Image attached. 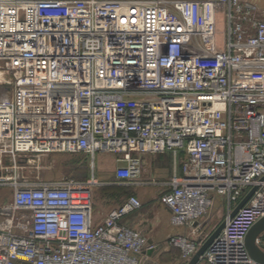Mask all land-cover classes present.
<instances>
[{"label": "built area", "instance_id": "1", "mask_svg": "<svg viewBox=\"0 0 264 264\" xmlns=\"http://www.w3.org/2000/svg\"><path fill=\"white\" fill-rule=\"evenodd\" d=\"M259 10L252 0H0V188L12 190L0 264H142L154 245L123 222L138 198L95 225V180L28 172L40 156L107 153L131 182L143 155L167 152L185 156L160 196L172 226L191 228L169 240L183 262L218 229L193 224L219 198L225 227L197 264H259L245 243L264 217ZM256 243L264 251V233Z\"/></svg>", "mask_w": 264, "mask_h": 264}, {"label": "crops", "instance_id": "2", "mask_svg": "<svg viewBox=\"0 0 264 264\" xmlns=\"http://www.w3.org/2000/svg\"><path fill=\"white\" fill-rule=\"evenodd\" d=\"M259 6L258 18L264 19V0H252ZM223 30V25L221 26ZM91 159L90 166L92 172L89 174V171H86L88 174L84 175V179H79V181H89L95 180L96 184L98 183L96 177L100 179H105L107 182L110 181V174L113 175V179L116 182H128L131 185L137 187L138 192H142L141 197H136L141 202V207L130 214H128L123 222L132 229L141 231L143 235L146 236L147 240H152L155 245L161 246L163 242L167 241L169 246V240L171 237L176 235H189L191 228L188 227H174L170 221V211L168 208L160 202V196L168 191V187L163 183L166 182L175 171H179L182 163L185 160L184 155H180L178 158H175L174 155L170 152L165 154H145L142 156L141 168H144L147 171L146 176H139L133 181H129L126 178H120L117 176L118 171H122L126 167V163L120 159L119 155L108 154V156H99L98 165L95 162L96 159L89 157L85 154H82ZM46 156V155H45ZM40 156L39 161L42 160ZM109 164L110 174L105 173V166ZM76 165V164H75ZM98 166V167H97ZM84 166L81 165V168ZM87 167V166H85ZM84 167V168H85ZM80 168V169H81ZM81 171V170H80ZM37 176L45 182H53L58 180H45L41 178V175L38 173ZM76 180V179H75ZM152 181L157 184H144L145 182ZM92 191V190H91ZM129 198L121 200L119 207L123 206ZM93 201V221L95 225L103 223L108 212L104 209L102 200L100 198L92 197ZM221 202L219 198L215 200L216 202ZM9 202V201H8ZM222 203V202H221ZM6 204V203H5ZM1 207V206H0ZM117 207V208H119ZM223 209V207H221ZM215 210V207L214 209ZM222 214H209L203 220H200L193 224V228L203 229L206 232H212L217 229L222 222ZM6 214H0V226L6 220ZM168 224V225H167ZM171 226V229L169 228ZM173 228V229H172ZM160 249V248H159ZM154 261L162 264L158 261ZM20 264H26L22 262Z\"/></svg>", "mask_w": 264, "mask_h": 264}, {"label": "rangeland", "instance_id": "3", "mask_svg": "<svg viewBox=\"0 0 264 264\" xmlns=\"http://www.w3.org/2000/svg\"><path fill=\"white\" fill-rule=\"evenodd\" d=\"M100 155L108 156L107 153H97L94 157L97 165ZM90 163L91 159L82 154H52L42 157V160L38 161L36 166H33L34 168H31V170L35 169V172L29 170L28 176L34 179L36 172H38L41 175V178H44L45 180L84 179V175L88 174L86 171H89V174L92 172ZM81 165L87 167L81 168ZM36 169L38 171H36ZM109 169L110 165L107 164L104 170L106 174H110V171H108ZM146 174L147 171H145L144 168H141L140 176L144 177ZM108 178H110L109 182H107L104 178L100 179L96 177L98 183L92 186L93 199L100 198L104 209L107 212L119 207L121 200L126 201L132 196L141 197L142 192H138L137 187L125 181L116 182L115 179H113L112 174H110ZM11 199L12 190L9 188H0V206L4 205ZM221 207L222 203L217 201L215 210L209 214H221L223 210ZM169 228L171 229V226ZM138 232L142 234L141 231ZM143 236L146 237L145 235ZM154 258L162 264H185V262L181 259V251L177 248L169 246L167 241L162 243L157 255Z\"/></svg>", "mask_w": 264, "mask_h": 264}, {"label": "water", "instance_id": "4", "mask_svg": "<svg viewBox=\"0 0 264 264\" xmlns=\"http://www.w3.org/2000/svg\"><path fill=\"white\" fill-rule=\"evenodd\" d=\"M252 193L253 191L250 192L243 199V201L237 206V208L233 212L232 216H234L238 212V210L247 203ZM224 227H225V223H222L187 264H197L199 262L201 255L205 252V250L208 248L210 243L220 234V232L223 230ZM263 233H264V217H262L257 223L254 224V226L248 232L245 240L246 247L249 251L250 256L259 264H264V251L257 245L256 240ZM148 244L154 245V247L144 252L142 264H159L154 261V257L157 255L159 248L161 246L155 245L152 240H148Z\"/></svg>", "mask_w": 264, "mask_h": 264}, {"label": "bare ground", "instance_id": "5", "mask_svg": "<svg viewBox=\"0 0 264 264\" xmlns=\"http://www.w3.org/2000/svg\"><path fill=\"white\" fill-rule=\"evenodd\" d=\"M6 93H7V90H4V91L0 92V98H3Z\"/></svg>", "mask_w": 264, "mask_h": 264}]
</instances>
